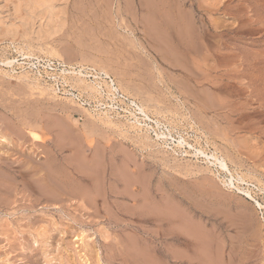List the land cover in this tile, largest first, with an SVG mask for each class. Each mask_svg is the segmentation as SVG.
Returning <instances> with one entry per match:
<instances>
[{"label":"rangeland","instance_id":"obj_1","mask_svg":"<svg viewBox=\"0 0 264 264\" xmlns=\"http://www.w3.org/2000/svg\"><path fill=\"white\" fill-rule=\"evenodd\" d=\"M29 1L0 0V264H264V0Z\"/></svg>","mask_w":264,"mask_h":264},{"label":"bare ground","instance_id":"obj_2","mask_svg":"<svg viewBox=\"0 0 264 264\" xmlns=\"http://www.w3.org/2000/svg\"><path fill=\"white\" fill-rule=\"evenodd\" d=\"M21 1V0H20ZM31 1V2H30ZM29 1V6H27V9L29 10V11H33L34 9H35V7H39V5H47V3H48V1H46V0H30ZM27 2V1H26ZM50 4H54V2H55V0H50ZM58 2V1H57ZM50 4H48V6L50 5ZM53 6V5H52ZM51 6V7H52ZM149 6V5H148ZM25 7V6H24ZM43 8V7H42ZM45 8V7H44ZM256 8V7H255ZM25 10V9H24ZM19 11V10H18ZM39 11V10H38ZM13 12V11H12ZM43 12V11H42ZM50 12V11H49ZM39 13V12H38ZM34 14V13H33ZM42 16V15H41ZM21 17V16H20ZM36 17V16H35ZM38 17V16H37ZM49 17V16H48ZM41 18V17H40ZM50 19V18H49ZM55 19H57V18H55ZM27 20V19H26ZM5 23V22H4ZM9 24V23H8ZM35 24V23H34ZM52 24V23H51ZM171 24V23H170ZM6 25V24H5ZM9 26V25H8ZM13 26H15V25H13ZM32 26V25H31ZM17 27V26H16ZM24 27V26H23ZM34 27V26H33ZM26 28V27H25ZM41 28V27H40ZM46 28V27H45ZM61 28H63V27H61ZM17 30V29H16ZM138 31V30H137ZM6 32V31H5ZM53 33H54V31H53ZM16 34V33H15ZM14 34V35H15ZM48 34V33H47ZM160 34V33H159ZM7 37H8V35H7ZM10 37H12V36H10ZM47 37V36H46ZM51 38V37H50ZM53 38V37H52ZM167 38V37H166ZM37 40V39H36ZM41 40V39H40ZM44 40V39H43ZM42 44V43H41ZM28 48V47H27ZM39 49V48H38ZM49 50V49H48ZM38 52V51H37ZM52 56V55H51ZM31 58V57H30ZM13 62L11 61V64H12ZM14 64V63H13ZM110 64V63H109ZM5 65V64H4ZM22 65V64H21ZM75 66V65H74ZM72 69H74V68H72ZM84 71H85V73L86 74H81V72H83L84 73ZM80 72V74L82 75L81 77H82V79H79V80H77V83L79 84L78 86H80V88L83 90V91H86V92H88L89 94H90V96H95V95H102V93H103V87H101L100 85H104V84H106V86L108 87V92H110V93H112V95H114V98H115V96H119V94H121L120 93V89L119 88H117L116 86H115V83H114V80H111V77L109 76L110 74H108L107 72H105V70L104 69H102L101 68V70L100 71H97L96 69H89V68H85V69H83V71H79ZM78 72V73H79ZM73 73V72H72ZM79 74V75H80ZM89 79V78H94L95 80H93V81H98L99 80V82H100V80L102 81V83L103 84H101V82L99 83V82H97V84H94V83H87L86 82V80L85 79ZM58 79V78H57ZM107 79H109V80H111L110 82L108 81L107 82ZM40 81V80H39ZM68 83V82H67ZM72 86H74V85H72ZM129 87V86H128ZM121 88H123V86L121 87ZM71 89V88H70ZM124 89V88H123ZM129 89V88H128ZM122 90L123 91V93H125L126 92V94H127V92H129L130 93V91H133V90ZM130 89H131V87H130ZM132 89H134V88H132ZM74 90V89H73ZM48 91V90H47ZM141 91V90H140ZM140 91H138L137 92V90L135 91V92H137L139 95H140ZM55 92V91H54ZM108 95V94H107ZM122 95V94H121ZM124 95L125 94H123L122 95V97L124 98ZM104 96V95H103ZM126 96V95H125ZM138 96V95H137ZM109 97H110V95H109ZM121 97V98H122ZM130 97H131V94H130ZM136 97V96H135ZM122 98V99H123ZM202 98V97H201ZM132 99V98H131ZM263 99V98H262ZM127 100V99H126ZM150 100H153V99H150ZM114 101V100H113ZM128 101H129V104L131 105V107H133L132 109H131V111H135V112H133L134 114H132V112L130 113V114H132V115H134L136 118H137V113H141L142 114V116H144V117H147L148 118V113H146V109L144 108V106L143 105H138L135 101H133V100H130V98H128ZM144 101V100H143ZM145 102V101H144ZM100 103V102H99ZM151 103H152V101H151ZM101 104V103H100ZM145 104H148V105H150L149 103H148V100H147V102L145 103ZM133 105V106H132ZM180 106V105H179ZM158 107V106H157ZM115 108V107H114ZM137 112V113H136ZM163 115V114H162ZM108 117V116H107ZM151 120V119H150ZM137 121V120H136ZM179 125V124H178ZM119 130V129H118ZM163 130V129H162ZM133 131V130H132ZM149 132V131H148ZM169 132V131H168ZM170 133V132H169ZM179 133V132H178ZM143 136V135H142ZM158 137H159V134H158ZM157 137V138H158ZM3 138V137H2ZM167 138V137H166ZM169 138V137H168ZM159 139V138H158ZM172 139V138H171ZM165 140V139H164ZM166 141V140H165ZM202 154L204 153V152H201ZM216 154V153H215ZM212 159H214V161L216 162V163H213L214 165L215 164H217L218 166H220V169L222 170V172H226V173H229V174H231V171H230V168L227 166V164L225 163V161L224 160H221V159H219V158H217V157H215V156H213V158ZM211 160V159H210ZM212 163V162H211ZM208 170V169H207ZM193 172V171H192ZM65 175H67V174H65ZM232 175V174H231ZM227 176V175H226ZM231 177V176H230ZM229 177V179H226V180H224V184H225V186L229 189V190H234L235 191V193L239 196V200L240 201H243L244 203H248V201L247 200H250L251 202H254V203H256V204H258L259 205V203L256 201V198L252 195V193L250 192V188L247 190V189H245V188H242L241 187V185H240V183L241 182H243L244 180L243 179H240L238 182H240V183H238V184H236V183H234V177L232 176L231 178ZM62 179V178H61ZM64 180H66V178L64 179ZM130 181V180H129ZM65 183V186L66 187H68V188H70L71 189V193L72 194H74V195H82V194H80V191H73L72 189H74L73 187H72V184L69 182V181H64ZM132 183V182H131ZM224 184H223V186H224ZM224 188V187H223ZM74 190H76V189H74ZM134 194V193H133ZM81 197H83V196H81ZM140 200V199H139ZM240 203V202H239ZM226 211V210H225ZM229 211V210H228ZM229 215H231V214H229ZM181 216V215H180ZM245 224V223H244ZM255 228H256V226H255ZM253 230H254V228H253ZM257 230L255 229L254 230V232H256ZM201 235V234H200ZM204 236V235H203ZM204 238V237H203ZM204 241V240H203ZM46 243V242H45ZM210 244V243H209Z\"/></svg>","mask_w":264,"mask_h":264}]
</instances>
